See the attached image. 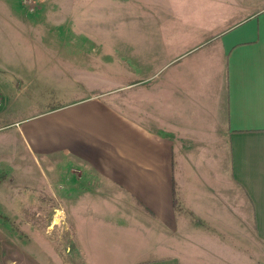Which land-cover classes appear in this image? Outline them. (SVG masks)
<instances>
[{
    "label": "rangeland",
    "instance_id": "obj_1",
    "mask_svg": "<svg viewBox=\"0 0 264 264\" xmlns=\"http://www.w3.org/2000/svg\"><path fill=\"white\" fill-rule=\"evenodd\" d=\"M253 7H264V0H34L32 10L24 0H1L0 82L8 90L6 96L0 92L3 114L22 116L77 97L82 92L78 83L90 90H115L112 99H120L123 87L141 70L145 71L142 97L147 100L148 116L154 110V86L170 71L182 76L192 67L194 83L216 86L222 106L227 57L210 38L215 32H208L255 13ZM161 61L172 62L157 71ZM201 94L194 93V98ZM189 114L197 124L201 120L197 115L205 118L198 105L189 107ZM13 130L0 131L2 148L15 143ZM222 137L220 143L213 138L195 139L187 155H175L176 179L185 185L177 188L179 231L176 236L160 235L161 241L175 245L170 252L149 250L155 246L159 229H151V236L138 217L126 214L123 222L73 219L74 202L66 200L58 204L68 210L69 218L63 221H58L56 210L53 218L47 215L46 207L51 211L52 204L29 202L19 210H28L23 215L30 213V218L17 219L9 210V197L18 202L21 196H29V190L45 191L44 184L35 180L37 172L26 176V158L19 143L12 154H18V168L7 172L0 185V264H133L138 258L165 254L179 255L183 264H219L220 253L221 264H264V243L252 232L238 237L235 231L249 220L236 212L233 194L226 187L233 177L230 144ZM218 179L219 198L195 193L204 189L199 185ZM206 205L219 210L221 220L203 217L197 223ZM107 206L113 204L105 202L106 210ZM134 207L131 203L130 211L136 216ZM72 223L79 228L76 235ZM130 230L136 233L129 236Z\"/></svg>",
    "mask_w": 264,
    "mask_h": 264
},
{
    "label": "crops",
    "instance_id": "obj_2",
    "mask_svg": "<svg viewBox=\"0 0 264 264\" xmlns=\"http://www.w3.org/2000/svg\"><path fill=\"white\" fill-rule=\"evenodd\" d=\"M253 8L257 9L255 13L240 17L222 30L208 32H215L210 38L227 57L222 106L216 86L194 83V67L182 76L177 70L170 71L160 85L154 86V110L148 116L147 100L142 97L145 71L141 70L123 87L120 99H112L115 90H90L78 83L81 95L12 117L9 112L3 114L4 100L0 98V131L14 129L16 136L7 149L0 143V185L7 172L18 168V154H12L20 143L27 163L26 176L37 172L35 180L45 187L42 193L29 190V196H21L26 200L17 196L16 202L9 197V210L17 219L26 220L30 213L23 214L29 211L19 210L27 207L26 202L52 204L51 211L46 207L47 215L53 218L56 210L58 221H63L69 218L68 210L58 204L66 200L74 202L73 219L113 218L123 222L129 214L148 226L151 236V229H159L156 241L152 240L155 246L149 250L174 251L175 245L161 241L160 235L176 236L179 231L177 188L184 182L176 179L175 155H187L195 139L213 138L220 143L222 134L230 144L233 177L226 187L233 194L236 212L249 220L235 231L238 237L252 232L264 243V7ZM171 62L161 61L156 70L167 68ZM74 64L81 65L80 61ZM0 92L8 94L1 82ZM194 93L201 95L194 98ZM192 105L200 106L205 116L197 115L201 119L198 124L189 114ZM180 166L184 174L186 166ZM212 181L199 185L204 189L195 193L208 192L219 198L221 180ZM105 202L113 207L106 210ZM131 203L138 210L136 216L130 211ZM205 209L197 223H202L203 217L221 220L219 210L207 205ZM217 224L221 226V222ZM72 225L76 235L79 228H75L76 222ZM134 233L136 230L127 232L129 236ZM218 259L221 264V253ZM133 264H183V259L165 254L138 258Z\"/></svg>",
    "mask_w": 264,
    "mask_h": 264
},
{
    "label": "built area",
    "instance_id": "obj_3",
    "mask_svg": "<svg viewBox=\"0 0 264 264\" xmlns=\"http://www.w3.org/2000/svg\"><path fill=\"white\" fill-rule=\"evenodd\" d=\"M24 1L30 5V9L32 10L34 0H24ZM0 106H1V101H0Z\"/></svg>",
    "mask_w": 264,
    "mask_h": 264
}]
</instances>
